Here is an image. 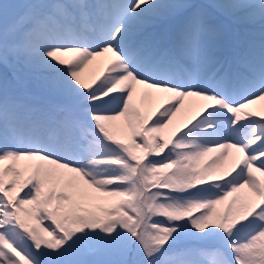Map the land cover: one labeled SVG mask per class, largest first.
<instances>
[{"label":"snow or ice","instance_id":"obj_1","mask_svg":"<svg viewBox=\"0 0 264 264\" xmlns=\"http://www.w3.org/2000/svg\"><path fill=\"white\" fill-rule=\"evenodd\" d=\"M0 264H264V0H0Z\"/></svg>","mask_w":264,"mask_h":264},{"label":"bare ground","instance_id":"obj_2","mask_svg":"<svg viewBox=\"0 0 264 264\" xmlns=\"http://www.w3.org/2000/svg\"><path fill=\"white\" fill-rule=\"evenodd\" d=\"M256 107H259V105H257Z\"/></svg>","mask_w":264,"mask_h":264},{"label":"rangeland","instance_id":"obj_3","mask_svg":"<svg viewBox=\"0 0 264 264\" xmlns=\"http://www.w3.org/2000/svg\"><path fill=\"white\" fill-rule=\"evenodd\" d=\"M207 159V158H206Z\"/></svg>","mask_w":264,"mask_h":264}]
</instances>
